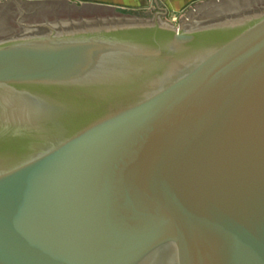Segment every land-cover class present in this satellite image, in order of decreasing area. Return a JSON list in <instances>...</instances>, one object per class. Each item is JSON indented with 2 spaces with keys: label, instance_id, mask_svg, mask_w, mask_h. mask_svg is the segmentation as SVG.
Instances as JSON below:
<instances>
[{
  "label": "water",
  "instance_id": "95a60500",
  "mask_svg": "<svg viewBox=\"0 0 264 264\" xmlns=\"http://www.w3.org/2000/svg\"><path fill=\"white\" fill-rule=\"evenodd\" d=\"M151 10L0 2V264H264V0Z\"/></svg>",
  "mask_w": 264,
  "mask_h": 264
},
{
  "label": "rangeland",
  "instance_id": "374dc122",
  "mask_svg": "<svg viewBox=\"0 0 264 264\" xmlns=\"http://www.w3.org/2000/svg\"><path fill=\"white\" fill-rule=\"evenodd\" d=\"M2 0H0L1 2ZM9 0H5L8 2ZM20 3L33 1H63V0H17ZM76 4H90L115 9L128 10L135 13H152L151 6L153 0H68ZM165 11L164 19L174 28H178L179 19L194 4L205 0H155ZM219 3V0H216Z\"/></svg>",
  "mask_w": 264,
  "mask_h": 264
}]
</instances>
